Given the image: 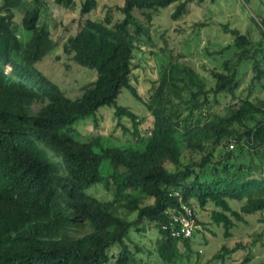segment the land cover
Here are the masks:
<instances>
[{"label": "trees", "instance_id": "obj_1", "mask_svg": "<svg viewBox=\"0 0 264 264\" xmlns=\"http://www.w3.org/2000/svg\"><path fill=\"white\" fill-rule=\"evenodd\" d=\"M53 1L70 10L80 6L81 14L76 31L58 43L42 20L45 0L0 3V264H158L155 255L159 264H190L201 256L195 248L200 231L185 237L169 228L182 202L197 225L194 204H212L211 221L225 237L246 215L264 214V99L253 96L264 90V0H243L259 8L251 18L263 40L223 24L233 42L219 53L231 49L232 56L203 65L207 75L175 55L161 32L165 46L162 54L151 50L161 55L147 100L132 82L136 54L155 45L153 19L161 8L176 4L171 16L178 20L193 0H123L119 19L112 9L90 17L98 0ZM20 26L31 36L23 60ZM59 44L97 72L73 97L37 67L44 47L50 53ZM248 68L253 75L246 81ZM123 89L153 117L144 134L139 115L118 103ZM103 106L115 107L119 120L131 119L142 147L82 137L77 123L97 121ZM96 187L112 197L101 198ZM231 200L242 202L240 208ZM80 229L84 233L76 235ZM147 231L156 235L148 247L142 240ZM253 245L224 244L209 261L249 248L247 263Z\"/></svg>", "mask_w": 264, "mask_h": 264}, {"label": "rangeland", "instance_id": "obj_2", "mask_svg": "<svg viewBox=\"0 0 264 264\" xmlns=\"http://www.w3.org/2000/svg\"><path fill=\"white\" fill-rule=\"evenodd\" d=\"M98 7L92 11L89 16L93 18H103L106 13L112 9L114 19H119L122 14L117 10L123 4V0H98ZM2 0H0V3ZM45 14L43 21L50 27L53 38L58 43V39L66 38L70 32H75L80 18V6L70 10L56 4L53 0H45ZM176 4H171L168 7L161 8L153 19L152 35L155 38V45H146L145 50L137 52L136 60L139 65L135 68L132 82L138 88L139 93L147 100L154 88V81L158 79L159 56L162 54L160 49L165 46L163 39H160V33L164 32L170 47L175 55H183L182 60L194 63L203 75H207L204 66L212 68L214 65H219L222 60L232 56L231 49L219 51L232 45L233 37L223 28V24H229V27H237L243 33H250L251 38L255 41L263 40L260 28L251 18L259 14V8L255 2L243 0H203L201 3L195 0L189 2L188 11L178 20H174L171 16L175 10ZM260 12L264 16V2L260 6ZM20 18H17V21ZM257 20H261L257 16ZM206 24V25H205ZM19 40L23 45V50H20V58H25L28 49L26 43L29 42L30 33L20 26L18 27ZM158 30V32H156ZM64 36V37H63ZM64 38V39H65ZM264 43V40H263ZM55 45V42L51 44ZM44 57L37 63V67L48 75L53 81L69 95L76 96L79 93L80 87L97 77L95 70L83 67L76 63L69 55L65 54L60 46L57 45L50 53L47 52V47H44ZM151 50L161 53L155 55ZM48 53V54H47ZM246 81L252 78L253 71L248 68ZM245 86V84L243 85ZM259 95L264 99V90L257 89L253 96ZM118 103L128 106L135 111L143 120L139 124V129L144 134L153 123V117L147 106L135 98L127 89L118 97ZM41 103L36 102L35 108L40 107ZM220 107H223L220 106ZM219 107V109H220ZM115 107L103 106L97 114V121L94 118L81 119L77 124L83 138L89 136H100L105 144L113 146H128L134 145L142 147L141 143L134 140V125L131 119L124 116L118 119L114 112ZM92 189V188H91ZM91 189L90 192H91ZM95 193L101 198L110 199L111 194H107L102 187H96ZM151 200H148V202ZM233 207L239 209L242 202L231 200ZM198 220L202 224L197 225L200 231L196 238L199 243L195 248H198L201 256L192 257L190 264H257L264 263V222L260 221L264 214L257 212L246 215V221H238L232 229V236L225 237L221 226L212 223L210 212L214 208L212 204L205 208L194 204ZM134 217V215H132ZM196 229V230H197ZM84 230H76V235H82ZM154 232L147 231L142 240L146 246H150V240L155 241L156 235ZM254 241L251 250V259L247 263H243L249 248L238 250L231 256L226 257L225 261L209 259L214 253L221 249L226 244L233 246L238 242L249 244ZM154 243V242H152ZM155 263L159 264V259L155 255Z\"/></svg>", "mask_w": 264, "mask_h": 264}, {"label": "built area", "instance_id": "obj_3", "mask_svg": "<svg viewBox=\"0 0 264 264\" xmlns=\"http://www.w3.org/2000/svg\"><path fill=\"white\" fill-rule=\"evenodd\" d=\"M232 147V146H231ZM168 228V226H165ZM197 227L193 209L185 202H182L180 210L172 215L169 228L172 235L189 237Z\"/></svg>", "mask_w": 264, "mask_h": 264}]
</instances>
